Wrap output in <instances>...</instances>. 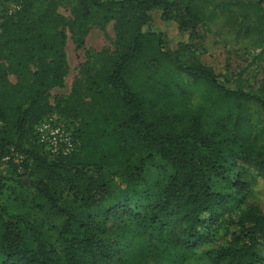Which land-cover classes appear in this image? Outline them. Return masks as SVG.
<instances>
[{"label":"trees","instance_id":"trees-1","mask_svg":"<svg viewBox=\"0 0 264 264\" xmlns=\"http://www.w3.org/2000/svg\"><path fill=\"white\" fill-rule=\"evenodd\" d=\"M247 1L262 5L264 36V0ZM58 7L56 0H27L15 15L4 12L0 23V167L20 169L16 177L34 191L40 211L60 220L50 228L58 249L0 203V264H145L152 256L158 264H177L157 250L191 252L202 241L203 225L222 219L226 245L211 264H261L264 210L231 208L230 196L213 183L241 163L256 178L237 173L232 188L258 202L264 83L258 92L232 89L212 68L183 61L158 34L145 31L150 12L161 9L174 13L179 29L195 39L202 14L191 0H75L71 20ZM108 24L113 52L96 73L80 74L52 107L49 95L69 72L67 31L81 49L90 25ZM51 112L78 122L76 153L51 156L36 144L34 128ZM153 155L170 172L152 202L130 206L125 199L90 213L111 192L108 170L122 168L131 187ZM130 238L148 251L122 258L119 247Z\"/></svg>","mask_w":264,"mask_h":264},{"label":"rangeland","instance_id":"rangeland-1","mask_svg":"<svg viewBox=\"0 0 264 264\" xmlns=\"http://www.w3.org/2000/svg\"><path fill=\"white\" fill-rule=\"evenodd\" d=\"M59 3L58 12L68 20L73 18L71 8L75 6V0H56ZM202 14V23L198 27L195 39H189L187 31L179 29L174 13H165L161 9L150 12V23L145 31L158 34L167 44L168 49L180 56L183 61L193 59L213 69L221 82L226 86L236 89L242 88L246 92H258L264 83V46L261 42L262 26L258 18L262 15V5H257L247 0L222 1V0H191ZM4 7L0 4V23L4 19ZM181 46V47H179ZM114 50V34L111 24L104 28L94 25L88 27L84 37V45L77 49L74 39L67 31L65 46L66 59L69 72L64 79L63 87L54 89L49 95V104L53 107L60 98L69 95L75 79L85 72L90 75L96 73L105 58ZM9 80L14 83L12 75ZM78 122L60 117L55 112L49 113L34 128L36 144L41 146L42 152L51 156H61L52 153L48 144H43L40 137L51 139L52 132L59 130L66 135L72 145V153H76L80 143L76 137ZM64 147V146H62ZM20 158L14 160L18 164ZM11 165L2 164L0 167V203L9 214L19 215L39 228L44 237L55 245V233L51 227L59 223L57 218H47L39 209V202L35 199L34 191L25 183L17 179ZM170 170L166 163L156 155L144 164L141 180L134 186L125 183L124 171L120 167L111 168L106 172L107 179L111 182V192L104 198L99 207L92 209L91 214H97L103 209L113 207L128 199L130 206H145L152 202L159 187L164 183ZM227 175L214 181L213 187L230 196V207L242 209L255 206L264 210V189H259L258 202L252 200L251 195L237 193L232 188L237 173L245 179L256 178V171L236 162L228 168ZM208 215L204 216L207 220ZM226 219L214 224H204L202 227V241L191 252H183L178 249H158L157 256L168 260H175L177 264H211L212 255L226 245L224 234ZM122 247H119L121 257L131 259L141 252L148 251L144 244L136 239H128ZM258 253L264 264V243L258 248ZM157 257L152 256L145 264H158Z\"/></svg>","mask_w":264,"mask_h":264},{"label":"built area","instance_id":"built-area-1","mask_svg":"<svg viewBox=\"0 0 264 264\" xmlns=\"http://www.w3.org/2000/svg\"><path fill=\"white\" fill-rule=\"evenodd\" d=\"M26 1L27 0H0V4L3 5L5 14L8 17H11L21 11ZM51 136V139L46 140L42 135L40 139L43 144H48L50 148H52V153L64 157L69 156L72 153V145L66 135H63L59 130H56L55 132H52Z\"/></svg>","mask_w":264,"mask_h":264}]
</instances>
